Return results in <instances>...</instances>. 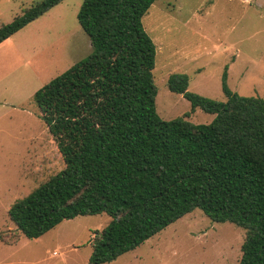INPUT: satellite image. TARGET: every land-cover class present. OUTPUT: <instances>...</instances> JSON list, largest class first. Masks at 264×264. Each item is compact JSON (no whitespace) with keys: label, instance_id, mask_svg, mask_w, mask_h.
I'll list each match as a JSON object with an SVG mask.
<instances>
[{"label":"trees","instance_id":"1","mask_svg":"<svg viewBox=\"0 0 264 264\" xmlns=\"http://www.w3.org/2000/svg\"><path fill=\"white\" fill-rule=\"evenodd\" d=\"M62 0H33L0 22V42ZM155 0H82L77 20L90 53L33 94L64 166L6 209L19 235L37 238L64 219L106 212L89 264L116 259L195 209L245 230L236 264H264V98L244 96L221 75L219 100L168 88L214 114L162 119L155 107V43L142 17Z\"/></svg>","mask_w":264,"mask_h":264},{"label":"rangeland","instance_id":"2","mask_svg":"<svg viewBox=\"0 0 264 264\" xmlns=\"http://www.w3.org/2000/svg\"><path fill=\"white\" fill-rule=\"evenodd\" d=\"M33 0H0V22L11 21ZM82 0H63L0 42V234L18 233L6 209L64 162L57 155L34 92L91 51L77 20ZM155 43V107L162 119L187 113L193 123L214 114L167 86L171 73L188 76V90L225 99L229 88L264 98V0H155L142 17ZM110 221L106 212L64 219L37 238L0 239V264H89L92 241ZM245 230L211 221L195 209L134 249L101 264H236Z\"/></svg>","mask_w":264,"mask_h":264},{"label":"crops","instance_id":"3","mask_svg":"<svg viewBox=\"0 0 264 264\" xmlns=\"http://www.w3.org/2000/svg\"><path fill=\"white\" fill-rule=\"evenodd\" d=\"M63 1V0H62ZM60 3V2H59Z\"/></svg>","mask_w":264,"mask_h":264}]
</instances>
